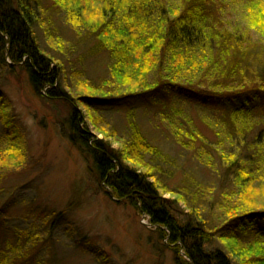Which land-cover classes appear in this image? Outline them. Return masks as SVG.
I'll list each match as a JSON object with an SVG mask.
<instances>
[{"label":"rangeland","instance_id":"1","mask_svg":"<svg viewBox=\"0 0 264 264\" xmlns=\"http://www.w3.org/2000/svg\"><path fill=\"white\" fill-rule=\"evenodd\" d=\"M60 1L68 8L81 7L79 18H71L59 5L53 12L48 35L50 25L38 30V37L42 49L62 61L58 71L63 88L75 99L93 138L122 150L123 141L132 133L129 122L134 118L140 132L165 158L156 160L146 155L141 167L133 168L148 176L152 173L148 167L156 165L157 176L173 191L161 192L160 197L176 202L183 217L192 213L188 205L201 207L199 213H194L204 216L215 234L211 237L212 251L221 249L236 263L249 264L253 260L256 263L252 264H264V250L254 243L264 240V225L257 233L240 238L241 247L220 239L216 233L247 210L264 211V177H257L239 190L232 175L227 174L224 157L232 150L227 138L228 117L213 106L176 97L167 101L174 109H164L166 102L161 96L91 109L82 105L80 99L88 94L89 85L103 90L102 86L119 82L111 81L112 60L103 53L92 54L91 45L84 40L87 28L101 22L98 5L78 0H57L58 4ZM245 2L216 1V17L225 29L253 41L260 39L264 46L263 38L248 27L250 9ZM46 3L53 6L52 0ZM75 25L82 27L76 31ZM246 45L243 41V49ZM186 72H182L183 78H195L202 87L212 86L208 81L213 83L218 75L216 68L201 77ZM120 86L127 90L134 84L124 79ZM0 94L7 99V105L0 108V201L7 200L8 204V214L0 221L6 224L3 235L7 243L24 236L19 245L25 240L38 245L31 254L33 264H178L148 216H141L129 201H117L104 185H98L93 165L65 135L61 122L68 115L66 107L46 102L30 85L28 74L19 68L14 73L0 67ZM179 109L184 112L182 116L176 114ZM258 117L252 114L248 126L254 120L263 123L264 117ZM4 120L9 122L7 127ZM192 130L198 131V139L193 140ZM231 130L234 137L244 133L237 128ZM111 131L118 137H108ZM246 134L251 135L252 130ZM190 141L194 148L183 146L190 147ZM176 192L192 202H182ZM18 228L23 231L16 235Z\"/></svg>","mask_w":264,"mask_h":264},{"label":"trees","instance_id":"2","mask_svg":"<svg viewBox=\"0 0 264 264\" xmlns=\"http://www.w3.org/2000/svg\"><path fill=\"white\" fill-rule=\"evenodd\" d=\"M78 1L98 5L101 22L87 28L84 40L91 45L92 54L103 53L112 60L111 81L119 82L106 84L102 86L103 90L89 85L88 94L80 99L82 105L91 109L138 103L161 96L166 102L164 109H174L167 101L175 97L213 106L228 117V145L232 150L238 149L224 157L228 162L225 165L229 170L227 174L232 175L235 186L240 190L257 177H264V120L263 123L254 120L248 126L252 114L259 115L256 119L264 117V46L260 39L253 41L225 29L216 17L218 0H169L170 3L168 0ZM52 3L53 6L48 7L46 0H0V67L14 73L17 68L25 71L39 96L48 103L67 108L68 115L61 122L65 135L93 165L98 185H104L107 193H112L117 201H129L141 216H148L150 225L157 228L160 239L171 248L178 264H240L233 262L221 249H210L211 237L215 234L207 226V219L194 213L201 211L199 205H188L192 218L183 217L176 202L160 197L161 192L173 191L157 176L156 165L148 167V172H152L148 176L133 168L135 165L141 167L146 155L156 160L164 157L140 132L134 118L129 122L132 133L123 141L122 150H114L109 143L93 138L82 113L75 106V99L63 88L62 75L58 71L62 61L45 52L38 37V30L50 25L46 30L48 35V30L53 27V12L60 8L57 6L61 5L71 18H79L81 7L68 8L63 2L58 4L57 0ZM244 6L250 9L247 13L249 29L264 42V0H246ZM75 27L74 30L79 31L82 25ZM243 41L247 43L245 49ZM215 68L218 75L213 83L208 81L212 84L210 87L199 86L195 78L182 77L183 71L198 73L201 77ZM124 79L133 82L134 86L127 90L121 88ZM4 105H7V99L0 94V108ZM181 109L176 114L182 116ZM8 123L4 120L6 127ZM232 128L244 133L234 137ZM248 130H252V134L247 136ZM197 132L191 131L193 140L199 138ZM107 136L118 137L113 131ZM179 139L183 142L180 136ZM190 142V147V144L183 146L194 148V142ZM176 193L182 202H192L183 193ZM6 202L0 201V219L8 214ZM3 223L1 220L0 264H33L31 254L36 252L38 245H32L31 240L29 244L25 240L19 245L24 236L7 243L3 235L6 224ZM261 225H264V211L247 210L216 233L220 239L241 247L243 241L240 238L257 233ZM20 231L23 230L18 228L16 235ZM254 243L264 250L263 238ZM252 262L256 263L251 260L249 264Z\"/></svg>","mask_w":264,"mask_h":264}]
</instances>
